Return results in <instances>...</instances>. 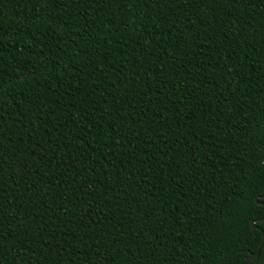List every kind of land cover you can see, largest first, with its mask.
Instances as JSON below:
<instances>
[{"label": "trees", "instance_id": "16d2710c", "mask_svg": "<svg viewBox=\"0 0 264 264\" xmlns=\"http://www.w3.org/2000/svg\"><path fill=\"white\" fill-rule=\"evenodd\" d=\"M260 219L264 0H0V264H242Z\"/></svg>", "mask_w": 264, "mask_h": 264}, {"label": "water", "instance_id": "95a60500", "mask_svg": "<svg viewBox=\"0 0 264 264\" xmlns=\"http://www.w3.org/2000/svg\"><path fill=\"white\" fill-rule=\"evenodd\" d=\"M255 201H256V199H255ZM262 222H264V219H260V220L252 221V222L250 223L251 228H252V231H254L255 229L261 231L259 228L255 227L254 224H255V223H262ZM263 240H264V237L262 236L261 243H260L259 247L257 248V251H256L254 254H252V253H248L247 256L245 257V259H244V261H243L242 264H245V263H247L248 261H251V260L255 259V258L258 256V254H259V250H260V247H261V245H262V243H263ZM231 255H233V253H231V254H229L227 257L223 258V259H222L221 261H219L217 264H222V263H223L228 257H230Z\"/></svg>", "mask_w": 264, "mask_h": 264}]
</instances>
